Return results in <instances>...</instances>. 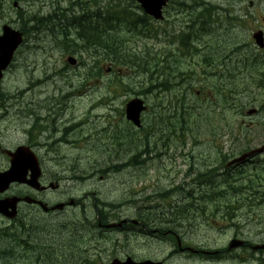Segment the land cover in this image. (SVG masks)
<instances>
[{"label": "rangeland", "instance_id": "374dc122", "mask_svg": "<svg viewBox=\"0 0 264 264\" xmlns=\"http://www.w3.org/2000/svg\"><path fill=\"white\" fill-rule=\"evenodd\" d=\"M15 1L18 3L17 8L13 7ZM124 1L135 7L136 3L131 0ZM105 3L106 0L100 2L101 5ZM68 4L69 0H61L62 6ZM55 6L57 0H0V30L4 24L15 29L21 28L20 15H24V12L26 19L31 21L30 26H35L36 22L32 19L36 16L31 15L37 12L39 15L47 14ZM164 16L165 22L151 23L156 35L143 36L140 40L125 32L121 33L126 42L125 46H131L138 56L150 60L152 66L157 61H162L158 63L161 65L157 75H154L151 69L145 71L140 67L117 74L116 65L119 63L103 59L102 66L98 65L94 69L96 77L85 80L87 68L95 66V56L90 55V52L79 53L73 45H58L52 31L58 32L60 27L51 24L41 31L25 35L26 41L16 51L12 64L0 80V93H4L6 97L3 106H0V148L12 150L20 144L31 145L42 160L47 177L60 178V182L65 177L73 176H83L86 179L81 182L62 180L56 198L67 201L69 196L83 197L84 207L82 210L68 209L58 219H70L69 222L74 224V220L79 219L85 226L87 222H94L96 206L103 208L108 205V208H118L112 209L106 216L109 223H117L126 218L135 220L134 200L141 204L140 201H144L149 194V197H152L157 191H167L174 186H180L182 175L190 160L188 156L216 157L212 142L213 133L223 142V151L230 152L228 161L233 158L234 148L237 147L238 150V147H243L244 142L252 141L251 146L264 142V89L260 83L264 77L261 74L264 73V63L248 58L246 62L238 63L235 68L238 74L245 65L243 67L252 72L250 77L243 82V79L238 77L236 82L225 83L226 81L221 79V83H217L214 68L204 67L201 62L203 51L190 58L179 59L183 64L177 62L175 44H169V41L172 30H180L185 20L178 23L180 16L177 17V22L173 23L168 11ZM238 39L246 40L244 37ZM213 41L214 36L211 34L200 37L198 44L203 46L204 43ZM248 44L253 47L251 40ZM70 55L79 61V65L71 66L67 63V57ZM110 65L114 67L113 71L106 72L107 66ZM175 69L177 73L174 75L177 78L171 81H181L179 85L171 87L170 92L151 87L162 83L168 73ZM184 71L194 72L192 83L184 77ZM251 78L256 82L244 83ZM116 82L119 87L115 85ZM183 92L189 105L188 121H191V125L182 127L180 115L172 111L175 97L181 96ZM223 93H232V99L225 100ZM133 97L144 99L148 105L141 118L142 128L138 131L125 123L121 113L125 102ZM94 104H99V107L90 110ZM250 108L258 109L259 113L248 118L245 115ZM250 122L253 124L251 128ZM36 125L45 127L37 131L34 130ZM130 132L135 137L133 141L139 140L141 145L130 147L124 143V137ZM173 138L175 140L171 143L169 139ZM183 141L185 144L180 145ZM145 142H149V153L146 156L152 158L147 161L146 168L131 166L119 172L105 171L108 165L118 164L121 158L131 157L134 151L140 152ZM7 163L6 156L0 151V169ZM258 163L257 167L260 165ZM243 166L248 170L252 168L250 165ZM101 168L104 170H100ZM245 180L237 179L232 187L240 186ZM182 196L180 191H177L163 202L156 199L152 202H156L159 208L168 204L174 206L176 202L181 203ZM244 197L245 194L241 192L235 195L230 191L228 197H221V201L224 204H235L238 200L243 201ZM128 201L131 205L127 204ZM121 203L124 205L121 206ZM144 204L149 205L148 202L142 205ZM30 213L26 212L24 216ZM27 220L25 231L14 229L15 232L11 231L6 236L2 232L7 230L1 229L7 222L0 221V248L16 247L20 251L23 247L20 240L24 236V239L27 238L31 243L40 246L37 247L43 259L40 264H74L77 261L76 250L74 247L69 249L67 245L68 235L53 229L37 230L36 233L35 229L31 230V226L35 225L33 215H29ZM170 220L179 221V226L169 223ZM183 220L178 213L157 219V234L170 229L180 231L178 234L181 236ZM71 230L76 234H85V239L92 237L87 252H99L100 258L96 259L98 264H109L114 258L123 260L127 256L136 261L149 256L156 260L166 259L165 264H180L178 259L182 258L181 255L169 257L173 247L166 241L169 240L166 237L134 238L109 230L105 240L97 244L94 236L97 237L99 230L87 231L76 224ZM204 239L205 237L198 235L197 240ZM47 245L53 247L46 248ZM79 246L80 243L77 247ZM47 249L53 253H48ZM27 253L29 256L33 250ZM33 259L32 255L29 262ZM11 261L17 263V257ZM3 264L11 262L5 260Z\"/></svg>", "mask_w": 264, "mask_h": 264}, {"label": "flooded vegetation", "instance_id": "af4514ba", "mask_svg": "<svg viewBox=\"0 0 264 264\" xmlns=\"http://www.w3.org/2000/svg\"><path fill=\"white\" fill-rule=\"evenodd\" d=\"M173 1L169 0L168 3L169 15L173 23L177 22L176 17L180 15L181 19L178 23L185 20L183 29L187 31L191 29V32L203 34L205 30L191 28V24L193 25V20L204 19L208 22L209 30L214 32V52L207 56V61L214 68L218 67L219 81L221 69L227 70V75L224 74V77L228 81L236 82L238 77L243 80L250 77L252 72L243 67L245 65L238 74L235 68L238 63L246 62L248 58L264 63V0H214L213 2L181 0V9ZM238 37H244L246 40H240ZM252 37L257 38L256 42L260 46L254 43ZM250 39L253 47L248 44ZM202 59L204 56L201 61ZM261 74L264 76V73ZM261 80L264 84V77ZM254 82L256 81L251 78L244 83ZM223 96L232 99V93H224ZM252 126L253 124L250 128ZM213 136L215 158L188 156L190 160L187 162L180 186L183 195L181 208L166 205L162 207L164 210L171 208L169 212L179 210L175 213L180 214L184 219L181 236L178 234L180 231L175 232L170 229L157 234V206L151 204L152 201H148L149 205L135 203L136 220L122 222V225L117 227V232L122 236L134 238L165 236L169 239L166 241L173 247L169 257L181 255L182 258L178 259L180 264H264V142L256 146H251L252 141L244 142L243 147H238V150L237 147L234 148L233 158L228 161L230 152L223 151V142L217 136ZM0 151L9 163L10 158L5 154V149L0 148ZM248 153L251 155L246 156ZM242 155H245L243 159L234 161ZM149 159L152 158L136 157L134 162L137 166L146 168ZM257 163L260 164L258 167ZM243 165H250L252 168L248 170ZM237 179H246L234 190L235 195L240 192L245 194L244 202L238 200L235 204L232 202L222 204L221 196H228L230 192L228 183H235ZM58 180L47 177L45 172H42L40 182L48 187L47 189L35 191L24 184L13 183L6 192L0 194V199L13 195L22 199L18 203L19 215L26 213L24 208L39 207L35 203L25 202L23 198L27 195L45 203L62 202L64 204L62 211L71 207L83 208L81 197L76 198L71 205L70 196L67 201L51 197L50 186L59 182ZM56 186L58 189L60 185L57 183ZM149 196L150 194L146 197ZM96 211L98 220L94 224L101 227L103 222L99 220V215L106 217L108 212L99 211L97 208ZM168 222L175 226H179L180 223L174 220ZM9 223L7 222L6 225ZM101 232L105 233L104 230ZM97 235L101 237L99 232ZM198 235H202L205 239L197 240ZM76 257L78 259L74 264H91V262L98 264L96 259L100 258L99 252L98 254L81 253ZM142 260L156 261L150 256L138 261ZM165 260L161 262L165 264Z\"/></svg>", "mask_w": 264, "mask_h": 264}, {"label": "water", "instance_id": "95a60500", "mask_svg": "<svg viewBox=\"0 0 264 264\" xmlns=\"http://www.w3.org/2000/svg\"><path fill=\"white\" fill-rule=\"evenodd\" d=\"M138 1L148 14L154 16L155 18L162 17L161 8L166 3V0ZM3 30V35L0 37V71L9 63L14 50L21 42V35L17 31L10 29L8 26H4ZM69 62L73 64L75 61L73 58H69ZM143 108L144 107L140 99H133L129 101L126 105V117L131 119L135 124H139L138 117ZM27 150L28 149L26 148L19 147L15 154L18 155V157H21L24 154V158L21 161L18 159L17 162L12 160L11 169L7 172L0 173V191H2L10 181H21L23 177L22 173H24V182L32 186H36V178L38 176L39 166L34 155L29 153ZM27 170H31L32 172L31 179L28 180L25 178ZM15 201L16 199L0 201V212L4 213L8 217H14L16 214ZM9 208H11V211H8ZM111 264L152 263H148V261L144 263H134L128 258L125 262L120 263L119 261L115 260Z\"/></svg>", "mask_w": 264, "mask_h": 264}, {"label": "trees", "instance_id": "16d2710c", "mask_svg": "<svg viewBox=\"0 0 264 264\" xmlns=\"http://www.w3.org/2000/svg\"><path fill=\"white\" fill-rule=\"evenodd\" d=\"M101 11L98 10L96 12H94L93 14H98V16L100 15ZM110 13L109 15H113L116 14V11L113 10H109ZM97 16V15H96ZM96 16H94V21L91 23V25L86 26L85 25V29L83 28V26L81 27V31L77 29V38H79L78 41H80L79 43H74V47L76 51H92V55L94 56H100V50H102V48L105 47V43H104V30H102L101 28V23H100V16L98 17V20H96ZM35 21L39 24V22H42L43 25H45V22L43 21V19L41 18H36ZM42 25V26H43ZM76 39H73L72 41L75 42L77 41ZM118 41V37L116 34H112L109 35L108 38V42L106 48L109 49V51H105L103 49V51L106 53L107 55H109L110 60H115V61H121L122 64H126L128 61H130L131 55H127L124 54L122 52H120L119 50L116 49V45L114 44L115 42ZM66 45L69 46V44L66 42ZM72 45V44H71ZM127 57V58H126ZM59 116V115H57ZM131 162H134V160H132ZM166 194H162V196H165ZM62 233L68 235V231H63ZM73 247V246H71ZM70 248V247H69ZM25 250L22 251V249L17 250L16 247L13 248H4L2 250V252L0 253L1 256V260H7L10 261L11 264L12 261L11 259L14 257H17V261H20L23 257H24V261L26 259H29L28 253L25 254ZM0 264H3V262L0 261Z\"/></svg>", "mask_w": 264, "mask_h": 264}, {"label": "bare ground", "instance_id": "6f19581e", "mask_svg": "<svg viewBox=\"0 0 264 264\" xmlns=\"http://www.w3.org/2000/svg\"><path fill=\"white\" fill-rule=\"evenodd\" d=\"M42 22H39V24L37 25V27H36V29H35V31H38L41 27H42ZM75 115V114H74ZM55 123V122H54ZM56 124V123H55ZM61 124H62V122H61ZM68 124V123H67ZM68 134V133H67ZM53 137V136H52ZM54 250V249H53ZM25 254H26V252H25Z\"/></svg>", "mask_w": 264, "mask_h": 264}]
</instances>
